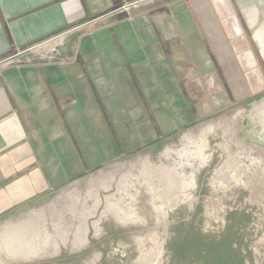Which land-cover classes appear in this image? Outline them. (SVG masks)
<instances>
[{
	"label": "crops",
	"instance_id": "crops-1",
	"mask_svg": "<svg viewBox=\"0 0 264 264\" xmlns=\"http://www.w3.org/2000/svg\"><path fill=\"white\" fill-rule=\"evenodd\" d=\"M140 1L0 0V230L26 229L66 184L166 137L167 118L215 70L206 44L221 78H240L252 45L233 1L238 18L226 1L193 0L200 31L187 12V31L166 21L170 2L190 1L127 12ZM59 38L62 50L42 49Z\"/></svg>",
	"mask_w": 264,
	"mask_h": 264
},
{
	"label": "rangeland",
	"instance_id": "rangeland-1",
	"mask_svg": "<svg viewBox=\"0 0 264 264\" xmlns=\"http://www.w3.org/2000/svg\"><path fill=\"white\" fill-rule=\"evenodd\" d=\"M188 1L163 11L175 31L189 30L182 12L202 30ZM222 1L252 45L238 59L240 78L234 69L221 78L206 44L216 71L194 91L185 85L184 109L167 118L172 131L48 196L26 229L0 230V264H264V0ZM45 44L62 50L66 41Z\"/></svg>",
	"mask_w": 264,
	"mask_h": 264
},
{
	"label": "built area",
	"instance_id": "built-area-1",
	"mask_svg": "<svg viewBox=\"0 0 264 264\" xmlns=\"http://www.w3.org/2000/svg\"><path fill=\"white\" fill-rule=\"evenodd\" d=\"M47 43V42H46ZM42 46V45H41ZM40 48V45L39 46H35V47H33V48H31V49H29V50H33V49H39Z\"/></svg>",
	"mask_w": 264,
	"mask_h": 264
},
{
	"label": "bare ground",
	"instance_id": "bare-ground-1",
	"mask_svg": "<svg viewBox=\"0 0 264 264\" xmlns=\"http://www.w3.org/2000/svg\"><path fill=\"white\" fill-rule=\"evenodd\" d=\"M260 53H261V55H262V57L264 59V52L263 51H260Z\"/></svg>",
	"mask_w": 264,
	"mask_h": 264
}]
</instances>
